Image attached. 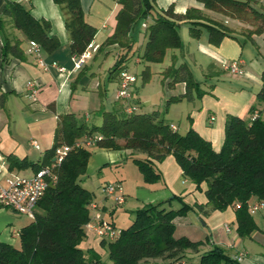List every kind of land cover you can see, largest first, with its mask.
I'll return each instance as SVG.
<instances>
[{"label": "trees", "instance_id": "obj_1", "mask_svg": "<svg viewBox=\"0 0 264 264\" xmlns=\"http://www.w3.org/2000/svg\"><path fill=\"white\" fill-rule=\"evenodd\" d=\"M120 4L115 31L107 37L102 47L116 45L120 55L109 70V79H115L126 69L129 53L135 46V36L140 26L152 18L145 30L146 44L139 59L144 63L161 64L167 50L181 49L183 44L178 29L181 24H189V35L196 38L199 28L207 30L209 42L218 45L224 38L232 37V30L221 23L208 21L203 12L194 8L185 14H176L172 7L155 11V0H115ZM206 10L218 12L238 21L252 22L255 28L248 32L251 38L264 31V14L254 5L261 0H197ZM64 16L65 30L70 39L73 56L81 55L96 35L84 21L80 0H53ZM7 23L19 30L24 37L51 54L59 47L57 38L50 35L51 25L45 20L35 19L30 10L17 2L7 1L0 17V31L3 34L2 58L24 59L18 40L11 41L5 33ZM163 75L171 79L168 88L177 83L185 85V93L168 98L169 105L190 101L194 94L202 96V91L192 77L188 67L181 64L167 68ZM262 87L257 102L263 105L264 113V69ZM142 85L150 82V69L141 73ZM253 112V111H251ZM224 139L219 152H215L209 141H205L193 129L182 135L172 130L163 120V115L154 110L149 114H127L121 104L111 111L101 114L99 126L89 125L73 113L60 115L54 131L53 144L45 151L40 163L29 162L13 155L7 157L10 168L37 172L52 163L56 149L70 147L57 170V183L47 189L37 203L34 218L19 232L20 248L0 242V264H106L93 251H83L79 244L85 238V225L90 221L89 205L93 194L81 182L92 155L91 148L77 147L76 143L85 137H98L94 146L109 151H130V158L142 175L146 184H154L161 178L154 162H163L172 156L183 177L204 192L206 205L195 204L194 209L203 216L213 211L223 212L228 207L235 208L239 238H250L257 230L251 213L250 200L256 198L264 202V119L259 116L245 121L236 116H226ZM121 142V143H120ZM144 156V157H141ZM178 200L180 208L167 209L165 205ZM0 208H7L2 207ZM191 208L177 197L166 202L148 204L134 212L135 218L126 229L119 232L114 241H103L107 248L109 264H181L186 251L197 254L204 242H192L187 238H174L173 221L182 217ZM159 264V263H157ZM184 264V263H182ZM198 264H240L219 247L199 255Z\"/></svg>", "mask_w": 264, "mask_h": 264}, {"label": "crops", "instance_id": "obj_2", "mask_svg": "<svg viewBox=\"0 0 264 264\" xmlns=\"http://www.w3.org/2000/svg\"><path fill=\"white\" fill-rule=\"evenodd\" d=\"M7 1L19 3L30 10L35 19L49 22L51 25L50 35L57 38L59 47L51 54H46L41 49V58L48 65V68L39 66L36 57L29 52L30 41L24 37L21 31L12 29L7 20L4 19L6 21L5 33L11 41L18 40L20 42L24 59L7 57L3 61V34L0 31V156L4 159L5 167V170L0 174L2 186L5 185L6 179L11 175L31 176L34 173L30 168L24 170L10 168L8 156L13 155L19 159L25 158L29 162L40 163L45 151L52 147L58 117L67 113L75 115V106L71 102V96L75 93L76 82L79 81L78 83H80L83 80L82 77L85 75L84 71L87 65L86 62L78 71L74 70L70 39L64 26V16L60 7L53 0H0V17ZM80 6L84 21L96 29V35L91 42L93 47L90 51L97 48V52L104 55V61L109 54L114 55V59L110 60L111 64L107 67L108 75L101 74L100 70L97 69V55H95L94 66L91 68L94 70L90 72L92 78L85 85L84 91H88L91 87L88 85L94 80H99V83L105 82V80L113 81L118 89V76L115 79H109V70L120 55V49L116 45L108 47H102V45L107 37L113 35L115 31L116 17L121 6L115 0H80ZM168 7H172L176 14H185L189 8L201 10L208 21L221 23L224 27L232 30V37H226L218 45H213L209 42L208 33L204 26L199 28V35L192 38L189 35V24H181L178 30L183 44L181 49L167 50L161 64H147L137 59V64H142L144 69L146 67L150 69V81L154 79L160 83L161 100H165V102L168 98L184 94L185 85L177 83L168 88L167 85L171 79L165 78L163 72L172 65L177 67L184 64L188 67L194 80L199 83V89L203 94L201 97L194 94L190 101L183 99L180 102L170 104L167 111L181 107L182 115L181 118L177 119H179V126L183 125L182 135L186 134L189 129H193L201 138L210 142L215 152H219L223 145V129L227 115H233L248 122L259 116L264 119V113H261L263 105L257 102V95L262 87L261 73L264 69V31L249 38L248 32L255 28L252 22L238 21L225 17L221 13L206 10L197 0H155V11L166 10ZM254 7L264 14V0H261ZM151 22L152 18L150 17L143 23L146 28L140 26V32L135 36L136 43H141L140 39H143V48L147 42L145 30ZM236 60L244 63V75L240 76L224 70V63ZM58 69H63L64 72L60 73ZM29 82L37 85L36 93L33 96L31 91L26 88ZM141 86L144 85L141 84ZM117 89L114 92L115 103L111 104L108 111H111L118 104H121L123 108L125 107V103L117 99ZM133 97L134 94L129 105L135 103ZM66 99H68L67 103ZM117 101H119L118 104ZM132 108L136 111L135 107ZM84 117L86 116H82V119L89 123V120ZM169 124L178 133V125ZM32 142L39 146L38 150L32 146ZM92 149L94 150L87 164L86 176L88 174L92 176L102 165L113 167L120 165L122 161L129 160L132 162L129 150L109 151L91 147ZM154 165L161 176L160 180L154 184H146L142 175L139 174V178L135 179L133 185L124 187L125 204L127 202L130 204L129 201H132V206L138 210L145 205L166 202L168 199L177 197L183 200L191 210L186 215L174 219V238L185 237L192 242H205L197 254L190 251H186L185 254L190 253L199 258L200 254L216 246L234 259L243 256L240 264H264V259H260L258 253L252 252L250 255L249 244L255 240L254 232L250 238L238 237L234 207H228L223 212L213 211L208 216L201 215L194 209V206L195 204H207L204 195L207 185L201 184V190H198L196 186L183 177L176 160L170 155L166 156L163 162H154ZM101 172L102 170L99 171V173ZM85 175L81 178L82 186ZM114 181L127 180L126 177H116ZM108 183L111 182L106 179V184ZM106 184L101 183L100 186L103 188ZM83 187L85 188V186ZM91 193L93 194V203L96 204V210L89 211L90 219L93 218L94 214L99 213L102 218L109 220L114 225L113 213L125 204L117 206L111 199L109 202V198L104 195L101 202L103 207L100 209L96 196L93 192ZM249 202L250 205L259 203L256 198H252ZM165 208L177 210L180 208V203L178 200H173L166 204ZM107 213L110 216L109 219L105 217ZM30 222L31 219L18 215L8 208H0V242L20 248L19 232ZM178 230L181 234L175 237ZM184 230H188L189 233H184ZM222 230L226 235L231 236L232 240L229 242L231 247L229 245L224 246L225 242L218 236ZM84 231L85 238L79 244V248L83 251H93L105 263L103 257L107 255V252L102 247V240L95 235L92 229L88 230L86 226ZM192 235L197 236L196 239H192ZM211 236L212 239H209ZM228 247L233 250H230V252H234L233 255L224 249Z\"/></svg>", "mask_w": 264, "mask_h": 264}, {"label": "rangeland", "instance_id": "obj_3", "mask_svg": "<svg viewBox=\"0 0 264 264\" xmlns=\"http://www.w3.org/2000/svg\"><path fill=\"white\" fill-rule=\"evenodd\" d=\"M179 30V29H178ZM179 34V33H178ZM136 40V39H135ZM141 43H135V46L132 49V52L129 53L130 59L126 62V69L130 74L135 76L136 83L132 86L130 90V94H134V100L135 103L133 105L130 104V106L135 107L136 111H134L136 114H149L154 110H157L160 112L161 115H163V120H166L167 123H174L178 125V133L183 134V125L178 124L177 118H181L182 111L180 110L181 107L178 108H172L170 111L166 112V106H165V100H161L162 93L160 89V83H158L156 80H151L150 83L144 86H141L142 80H141V73L144 69L142 64H137V59L143 54V39L141 38ZM90 56L85 60V63L87 62L86 69L84 71L85 75L82 77L83 80L80 81V83L76 82V88L74 89V94L71 96V102L73 103V106H75V115L78 118H82V116L89 120V125H96L99 126L101 124V114L104 111H108L110 109L111 104L115 103V89H117L116 83L111 81L108 82L105 80V82H98L97 80L92 81L93 83H90L88 86L91 85L90 89L88 91L85 90V85L89 82V80L92 78L90 72L94 69L93 68V59L95 55H97V69L100 70L101 74L108 75L107 67L111 64L112 59H114V55L109 54L108 57L105 58V61L103 60L104 55H102L100 52H97V48L89 51ZM157 68V67H155ZM81 78V79H82ZM196 78V77H195ZM99 84V87H98ZM75 87V84H74ZM132 94V95H133ZM68 102V99H66V103ZM119 101H117V104ZM119 105V104H118ZM184 106V105H179ZM126 110V109H125ZM126 112V111H125ZM89 115V116H88ZM91 117V118H89ZM185 117V116H183ZM182 120V119H180ZM184 121V119H183ZM121 143V142H120ZM93 150L91 152L93 153ZM102 170L101 173L99 171ZM89 175V174H88ZM86 176L83 178V186L87 188L90 192L94 193V196H96L97 202L100 205V209L103 207L101 202L103 200L104 194L101 192L102 186H100L101 183L106 184V179L111 182V184L114 183H120L122 189H125L124 187H129L130 184H134V181L136 178H139V171L135 164L129 160H126L125 162L122 161L120 165L118 166H105L102 165L100 169H98L95 173L89 176ZM116 177H126L127 181H114ZM125 185V186H124ZM109 198V197H108ZM112 200V198H109V202ZM130 199L128 198V201ZM128 203V202H127ZM125 204L123 207H119L114 213V228L118 232L126 229L129 224L134 220L135 215L134 212L136 211V208L132 206L133 202L129 201L130 204ZM132 203V204H131ZM251 204V203H250ZM251 216L253 218L254 224L257 225V230L254 231L253 236L255 237V240L253 243L249 244V251L250 255L252 252L258 253L260 256V259H264V202H263V208L260 211H256L251 213ZM105 217L109 219L110 216H108V213L105 214ZM30 220V219H29ZM180 230V229H179ZM179 230L176 232L175 237L180 236ZM184 233L188 234V230H184ZM198 235V234H197ZM234 235V234H233ZM221 239L225 242L223 245L231 247L229 242H231L232 238L231 236L226 235L224 231L222 230L219 235ZM191 237V236H190ZM197 236L192 235V239H196ZM209 239H212V236L209 237ZM204 242V241H202ZM205 244V242H204ZM204 246V245H202ZM224 248L229 254H234V252L230 248ZM104 250L107 252V248L105 247ZM205 253V252H204ZM107 256V255H106ZM103 257V260L105 263L109 264L107 257ZM254 256V255H252ZM232 257V256H231ZM251 257V256H248ZM152 263H159L161 264L160 260H157L156 262L152 261ZM178 263H184V264H198V258L190 253L185 254L184 259L182 261H179ZM177 264V263H176Z\"/></svg>", "mask_w": 264, "mask_h": 264}, {"label": "built area", "instance_id": "obj_4", "mask_svg": "<svg viewBox=\"0 0 264 264\" xmlns=\"http://www.w3.org/2000/svg\"><path fill=\"white\" fill-rule=\"evenodd\" d=\"M143 28H146L145 24L141 25ZM31 54H33L39 66L43 68H48V65L41 58V47L39 44L30 42ZM92 44H89L86 50L79 56H73L74 70L78 71L82 68L85 60L90 56V49H92ZM243 65L239 60L231 61L230 63H224V70L229 73L236 75H244ZM60 73H63V69H58ZM118 89L116 92L117 99L125 103V111L127 114L134 113V108L129 105V102L132 99V94L130 90L132 86L136 83V78L130 74L126 69L118 76ZM26 88L31 91L32 96L36 93L37 85L35 83H27ZM87 117V116H86ZM174 130L173 127H171ZM98 137H85L83 141L76 143L77 147H88L91 148L94 146L95 140H98ZM100 139V138H99ZM32 146L35 149H39V146L32 142ZM70 147L62 146L56 149L51 165L45 166L39 169L37 172H34L31 176H20V175H11L6 181L5 185L0 184V205L2 207H7L18 215L25 216L29 219L34 218L36 211L37 203L41 197L46 193L47 189L53 187L57 183V170L60 167V164L63 162L65 156L70 151ZM3 157L0 156V174L5 170L3 164ZM102 193L109 198H112L113 203L117 206L124 205L125 194L120 183H108L103 186L101 189ZM263 208V203H257L249 206V212L253 213L260 211ZM89 209L91 211L96 210V204L90 203ZM86 228L92 229L95 235L103 241H114L119 235V232L115 230L113 223L109 220H106L101 217L99 213L94 214L93 218L85 225ZM227 231H229L227 229ZM243 256H238L236 259L237 262H242Z\"/></svg>", "mask_w": 264, "mask_h": 264}]
</instances>
